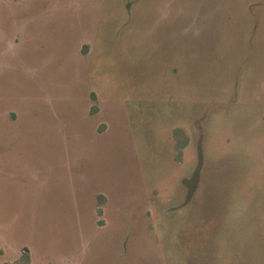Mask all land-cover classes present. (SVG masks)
Masks as SVG:
<instances>
[{
    "label": "rangeland",
    "instance_id": "374dc122",
    "mask_svg": "<svg viewBox=\"0 0 264 264\" xmlns=\"http://www.w3.org/2000/svg\"><path fill=\"white\" fill-rule=\"evenodd\" d=\"M0 264H264V0H0Z\"/></svg>",
    "mask_w": 264,
    "mask_h": 264
}]
</instances>
